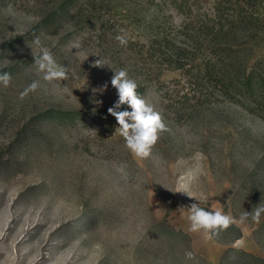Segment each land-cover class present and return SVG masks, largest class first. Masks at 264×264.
<instances>
[{
  "label": "rangeland",
  "instance_id": "374dc122",
  "mask_svg": "<svg viewBox=\"0 0 264 264\" xmlns=\"http://www.w3.org/2000/svg\"><path fill=\"white\" fill-rule=\"evenodd\" d=\"M45 1L0 0V71L11 74L10 84L0 85V264H219L228 247L264 256L252 239L260 219H241L247 176L264 150V120L239 97L215 95L179 121L162 103L160 87L175 78L167 85L178 89L181 72L163 70L158 80L143 74L150 65L137 53L140 42L158 34L155 27L179 28L184 14L168 0H78L90 23L66 18L46 25ZM187 1L191 18L202 20L215 0ZM257 12L264 28V1ZM118 16H128L122 27ZM36 38L66 67L65 80L43 79L32 54ZM12 41L17 46L5 51ZM249 44L242 58L264 62V30ZM201 61H193L194 71ZM121 69L166 125L146 158L126 147L118 123L109 129L97 116L118 99L111 79ZM33 81L36 90L22 96ZM48 108L85 115L40 120ZM189 180L203 202L178 191ZM193 203L232 217L242 236L223 244L204 229L191 231ZM166 227L186 236H170Z\"/></svg>",
  "mask_w": 264,
  "mask_h": 264
},
{
  "label": "trees",
  "instance_id": "16d2710c",
  "mask_svg": "<svg viewBox=\"0 0 264 264\" xmlns=\"http://www.w3.org/2000/svg\"><path fill=\"white\" fill-rule=\"evenodd\" d=\"M263 1L215 0L208 10L203 11L204 19L195 20L191 18L193 10L190 2L168 0L171 6L184 14L185 18L179 28L166 30L164 27H155L158 34L145 42H140L138 51L136 48L134 51L136 50L150 65L148 71L143 72L145 78L152 79L153 75L158 80L163 70L181 72L183 80L182 84L180 80L176 82L179 84L178 89L169 88L167 85L170 82L174 84L175 78L162 82L160 87L162 103L166 107H171L177 120L189 118L197 109L209 106L216 100L215 95L239 97L247 111L264 120V62L262 59H254L249 63L242 58V55L252 49L250 40L264 30L257 12ZM77 3L78 0L45 1L41 24H54L66 18L80 25L90 23L92 19L82 9L84 5ZM126 17L128 16H118L116 19L118 27H122ZM107 21L102 20L104 27ZM15 46L16 41L9 42L5 46V51L10 52ZM3 52L4 49L0 50V53ZM200 55L202 61L194 71L191 65ZM151 69H156L157 72L151 73ZM4 71L8 72L9 69ZM140 90L141 86L137 87L136 91ZM112 106L97 112L99 118L107 119L109 129L117 123L115 116L108 112ZM125 106L126 104L121 108ZM83 115L85 114L76 111L48 108L41 112L39 117L40 120L51 121L73 119ZM251 167V172L247 176L248 192L245 194L249 198V203L245 206L244 212L247 213L248 220L255 217L260 219L252 230V239L264 252V211H261L259 216L256 215L258 208H264V150ZM237 195H242V192ZM164 233L170 236H186L181 231L167 227L164 228ZM211 236L219 243L230 244L242 236V231L233 222L228 228ZM219 264H264V256L238 247H228L222 253Z\"/></svg>",
  "mask_w": 264,
  "mask_h": 264
},
{
  "label": "clouds",
  "instance_id": "9594fccd",
  "mask_svg": "<svg viewBox=\"0 0 264 264\" xmlns=\"http://www.w3.org/2000/svg\"><path fill=\"white\" fill-rule=\"evenodd\" d=\"M117 39L121 44L127 43L123 36H118ZM34 45L37 50L35 53L32 47H30L32 54L36 58L38 71L43 73V79L49 82L65 80L67 78L66 67L57 64L51 52L47 47L42 45L39 38L35 39ZM73 47L78 49L79 45L76 44ZM97 65L103 64L97 63ZM10 81L11 74L6 71H0V85L7 87ZM111 84L117 91L118 99L108 109V112L115 116L119 125L120 135L123 136L126 147L135 156L146 158L151 154L152 148L159 138V133L166 129V125L162 121L160 113L154 109L153 105L138 95L136 91L137 83L134 79L129 78L126 70L114 71ZM37 87L38 83L33 81L21 95H26L29 90L34 91ZM106 87L107 85L100 88L99 91H103ZM125 104L128 107L120 110L121 106ZM117 170L124 174L125 179L127 178L123 164ZM178 191H182L190 197H195L200 202L205 200L204 195H195L192 192L190 180L182 182ZM190 209V230L193 232L204 229L210 232L211 235H215L218 231L228 228L234 222L232 217L223 214L221 211H208L197 203H193ZM261 211H264V208H258L256 215L259 216ZM246 216L247 213L241 219L243 220ZM186 256L193 258L194 253L189 251L186 253Z\"/></svg>",
  "mask_w": 264,
  "mask_h": 264
}]
</instances>
